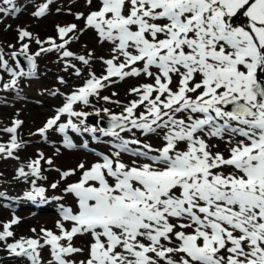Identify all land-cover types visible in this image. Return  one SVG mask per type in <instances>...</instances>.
Returning <instances> with one entry per match:
<instances>
[{
	"label": "snow or ice",
	"instance_id": "6c2138e0",
	"mask_svg": "<svg viewBox=\"0 0 264 264\" xmlns=\"http://www.w3.org/2000/svg\"><path fill=\"white\" fill-rule=\"evenodd\" d=\"M86 2L91 6L93 0ZM0 3L9 6L0 13L19 11L14 0ZM48 8L45 3L33 15L41 17ZM75 16L101 43H111L110 56L98 57L105 73L90 72L38 132L54 126L62 133L69 127L80 131L71 119L58 124L61 116L86 118L89 113L76 111L75 104L88 105L91 96L116 82L113 78L143 75L151 82L130 89L137 99L120 114H110L109 132L119 137L116 129L145 135L162 130V144L153 148L120 138L112 155L101 153L88 168L80 163V178L65 188L77 209L60 206L62 219L72 226L57 221L59 234L42 228L43 242L21 237L7 244L10 254L42 264L39 249L48 246L49 264H75L67 257L84 249L73 245L74 237L88 234L87 258L79 264H264V0H99L95 10ZM85 29L57 25L61 43L49 37L51 47L35 55L62 50L63 57L89 65L94 53L77 56L67 48ZM18 35L21 41L32 37L26 29ZM28 47L22 44L23 53ZM27 59L34 71V56ZM0 62L7 65L2 54ZM33 71H13L3 88L15 87L17 77ZM75 71L80 75L79 68ZM22 123L14 119L3 129L10 140L0 143V154L11 157L21 146L16 133ZM212 138L225 140L227 155L214 151L218 145L209 143ZM66 143L71 146L67 138ZM122 152L145 162L125 163ZM41 159L42 153L28 164L35 175ZM18 172L27 175L24 167ZM24 195L44 197L45 189ZM17 223L13 217L3 224L0 241L14 235L11 227Z\"/></svg>",
	"mask_w": 264,
	"mask_h": 264
},
{
	"label": "rangeland",
	"instance_id": "374dc122",
	"mask_svg": "<svg viewBox=\"0 0 264 264\" xmlns=\"http://www.w3.org/2000/svg\"><path fill=\"white\" fill-rule=\"evenodd\" d=\"M14 3L19 9L18 12L8 15L0 13V54L3 56V61H7L6 66L0 62V143L9 142L10 134L3 129L10 127L14 119H19L23 123L16 133L17 141L21 146L13 151L11 157L0 154V231L3 230V224L13 217L19 218V223L12 225L11 231L14 233L12 237L6 241H0V264H31L27 256L10 254L7 244L21 237L39 238L43 242V233L40 230L49 229L59 234L57 221L63 223L66 228L72 226L70 221L62 219L60 206L77 209L75 197L65 192V188L80 178L82 170L78 168V165L84 163L85 168H88L100 159L101 153L112 155L117 150L116 146L120 143V138L139 140L142 144L159 148L162 144L163 131L158 130L156 133L145 135L137 129L132 131L116 129L119 137H115L110 134V128L97 124V114L118 115L131 100L137 99L130 93V89L142 83L151 82L141 75L123 80L113 78L116 82L109 83L100 89L98 96H91L88 105L75 104L76 111L89 113L86 118L69 117L67 114L61 116L58 124L66 123L71 119L80 127V131L69 127L62 133L54 126L46 133L40 134L38 129L43 127L53 114H56L57 109L65 103L66 96L80 87L89 77L90 72L97 76L105 73V65L98 57L108 58L112 45L109 42L101 43L95 30L85 29L84 19L77 20L75 16L76 13L87 15L95 10L99 6V0H93L91 6L86 0H50V2L49 0H14ZM45 3L49 4L48 11L41 17L34 16L33 13ZM0 7L9 6L0 3ZM71 23L85 30L77 33L78 39L70 43L67 48L77 56L84 55L88 51L94 53V58L89 65H84L74 57H63L62 50L54 49L35 55L42 47H51L47 43L49 37L61 43L56 26ZM18 29L28 30L32 33V37L21 41ZM37 39L44 43L38 44ZM24 43L29 45L26 53L22 51ZM13 51L34 56L36 64L34 71L20 62L17 63L16 57L12 55ZM69 65L79 68L80 75H77L75 68ZM21 68L25 73L33 71V74L17 77L15 87L4 89L3 85L13 78L12 72L19 71ZM103 97L110 99L105 101ZM139 111H143V108L138 109ZM81 120H84L83 124L80 123ZM85 127L96 128L97 131H83ZM66 138L71 141V146L66 143ZM226 139L227 135H225ZM225 140L212 138L209 143L218 145L214 151H221L227 155ZM130 147L135 149L140 145L132 144ZM41 153L43 159L40 160V173L35 175L28 168V164L40 158ZM121 158L125 163H130L133 159L145 162L142 157L138 158L129 152H122ZM49 159L52 161L51 164L47 162ZM20 167H24L26 176L19 175ZM73 169H75L73 175L62 178V172ZM53 183L57 184L56 188L51 187ZM35 187H43L45 196L29 199L24 195ZM32 229L36 231L33 232ZM91 240L92 237L88 234L74 237L73 245L83 248L84 252L72 254L67 259L74 261L75 264L85 260ZM39 252L42 264H49L53 260L48 246L40 248Z\"/></svg>",
	"mask_w": 264,
	"mask_h": 264
},
{
	"label": "water",
	"instance_id": "95a60500",
	"mask_svg": "<svg viewBox=\"0 0 264 264\" xmlns=\"http://www.w3.org/2000/svg\"><path fill=\"white\" fill-rule=\"evenodd\" d=\"M16 53H17V55L15 56L16 59L19 62L24 63L28 69H31V62L27 60V55L21 52H16ZM96 120L99 125L103 127L111 128L112 125L111 115L97 114Z\"/></svg>",
	"mask_w": 264,
	"mask_h": 264
},
{
	"label": "bare ground",
	"instance_id": "6f19581e",
	"mask_svg": "<svg viewBox=\"0 0 264 264\" xmlns=\"http://www.w3.org/2000/svg\"><path fill=\"white\" fill-rule=\"evenodd\" d=\"M23 2V1H22ZM26 5V4H25ZM4 166V165H3ZM10 167V166H9ZM15 168V167H14ZM15 170V169H14ZM4 172V171H3ZM11 173V172H10ZM12 174V173H11ZM15 175V174H14ZM17 175V174H16ZM19 195V194H18ZM39 198V197H38ZM45 203V202H44ZM27 258V257H26Z\"/></svg>",
	"mask_w": 264,
	"mask_h": 264
}]
</instances>
